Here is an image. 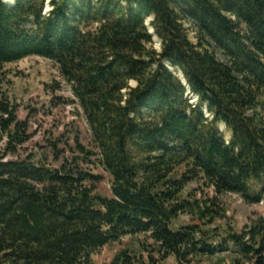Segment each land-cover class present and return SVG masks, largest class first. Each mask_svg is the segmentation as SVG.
<instances>
[{
    "label": "trees",
    "instance_id": "1",
    "mask_svg": "<svg viewBox=\"0 0 264 264\" xmlns=\"http://www.w3.org/2000/svg\"><path fill=\"white\" fill-rule=\"evenodd\" d=\"M7 3L0 0V81L7 63L29 56L58 64L86 115L112 196L97 192L100 176L78 159L52 168L1 156L0 264H92L95 250L140 234L151 241L141 249L163 260L213 253L206 237L196 238L209 229H174L173 222L190 213L212 224L220 213L216 199L186 192L194 182L217 195L264 199V0ZM1 109L10 115L1 122L6 155L14 154L28 124ZM229 240L235 264H264L263 216ZM149 263L157 264L153 256ZM110 264L144 262L128 247Z\"/></svg>",
    "mask_w": 264,
    "mask_h": 264
},
{
    "label": "rangeland",
    "instance_id": "2",
    "mask_svg": "<svg viewBox=\"0 0 264 264\" xmlns=\"http://www.w3.org/2000/svg\"><path fill=\"white\" fill-rule=\"evenodd\" d=\"M15 1L12 0L11 4ZM149 22L150 18L147 19V23ZM185 25L191 39L197 42V29L193 21L186 18ZM149 29L154 34L151 26ZM207 46L222 62H228V58L213 42L208 41ZM154 47L161 50V42L156 35ZM166 65L181 76L178 68L169 63ZM131 84L135 85L134 82ZM187 97L193 104H197L198 98L189 88ZM2 106L14 109L18 120L26 121L28 124L27 140L18 146L14 154L6 155L8 137L1 130V122L2 118H9L10 115L2 111ZM206 115L209 116L207 112ZM220 129L229 140L230 133L225 130V125H221ZM0 138H2L0 157L6 156L5 160L30 157L52 168H59L65 162L72 163L74 159H78L86 171L100 176L101 179L96 183L97 192L112 196L111 177L99 162V150L93 141L86 115L73 93L72 85L63 78L55 61L41 56H29L5 65L0 81ZM193 191L195 198L204 201L216 199L220 213L212 224L202 223L198 217L190 213L182 214L173 222V227L180 229L189 224H200L203 229H209L210 233L197 235L196 238L199 240L206 237V244L214 250L213 253L205 252L190 256L189 262L178 261L175 256L163 260L156 251L150 253L141 249L140 243L148 245L151 241L148 242L145 236L140 234L123 237L117 242L95 250L91 253L92 264H110L119 252L128 247L135 248L144 264H150V256L156 259L157 264H235L238 254L227 249L232 247L229 234L241 233L258 218L264 217V199L262 202L253 203L237 193L217 195L213 188L202 182L191 183L186 192ZM208 245H205V248L209 249Z\"/></svg>",
    "mask_w": 264,
    "mask_h": 264
},
{
    "label": "water",
    "instance_id": "3",
    "mask_svg": "<svg viewBox=\"0 0 264 264\" xmlns=\"http://www.w3.org/2000/svg\"><path fill=\"white\" fill-rule=\"evenodd\" d=\"M7 3V2H6ZM8 4V3H7ZM170 68V67H169ZM182 73V72H181ZM182 75H183V73H182ZM184 76V75H183ZM179 77L181 78V76L179 75ZM185 78V77H184ZM181 80H182V78H181ZM183 81V80H182ZM184 82V84H187V81H186V79H185V81H183Z\"/></svg>",
    "mask_w": 264,
    "mask_h": 264
},
{
    "label": "bare ground",
    "instance_id": "4",
    "mask_svg": "<svg viewBox=\"0 0 264 264\" xmlns=\"http://www.w3.org/2000/svg\"><path fill=\"white\" fill-rule=\"evenodd\" d=\"M7 2H10V3H8V4H11L12 3V0H7ZM152 30V29H151ZM153 31V30H152ZM183 76V75H182ZM181 76V78H184V77H182ZM182 80H185V79H182Z\"/></svg>",
    "mask_w": 264,
    "mask_h": 264
}]
</instances>
